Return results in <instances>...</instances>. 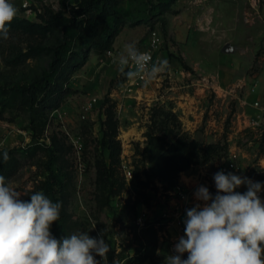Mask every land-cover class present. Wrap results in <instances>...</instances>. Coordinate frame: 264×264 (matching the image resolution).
Masks as SVG:
<instances>
[{"label": "rangeland", "instance_id": "374dc122", "mask_svg": "<svg viewBox=\"0 0 264 264\" xmlns=\"http://www.w3.org/2000/svg\"><path fill=\"white\" fill-rule=\"evenodd\" d=\"M12 2L19 12L9 39H0V82L29 84L48 70L53 47L66 35L43 16L47 10L70 16L76 0ZM165 2L122 0L114 14L85 17L88 24L103 20L114 26L108 47L87 46L88 37L84 44L78 38L82 29L72 35L75 51L87 47L76 66L62 67L58 79L52 78L60 91L50 88L42 96H56V103L44 102L36 110L0 104V150L17 149L21 162L9 184L36 191L52 150L55 168L67 182V224L57 240L79 232L96 239L102 235L110 246L107 264H130L121 252L134 234L119 221V213L140 191L146 195L129 213V224L151 220L158 228L157 254L145 264H166V257L176 254L186 210L205 203L196 199V189L203 185L213 197L217 194L215 173L260 182L264 201V1ZM153 31L161 38L158 57L167 58L171 68L145 87L129 81L113 61L128 43L135 42L139 51L148 48ZM151 133L160 139L150 144ZM192 140L225 155L180 173L171 157L151 155L175 146L192 161ZM105 144L114 149V158ZM102 162L115 178L110 202ZM236 191L244 193L247 186Z\"/></svg>", "mask_w": 264, "mask_h": 264}, {"label": "clouds", "instance_id": "9594fccd", "mask_svg": "<svg viewBox=\"0 0 264 264\" xmlns=\"http://www.w3.org/2000/svg\"><path fill=\"white\" fill-rule=\"evenodd\" d=\"M18 12L12 0H0V39H9ZM113 63L129 81L143 79L145 87L171 68L167 58L152 62L135 42L126 44ZM9 159L4 151L2 161ZM213 179L217 194L213 197L203 185L196 189V199L205 203L186 210L185 235L174 246L176 254L166 257V264H264L261 183L223 171ZM242 185L247 191H236ZM29 192L30 200L22 199ZM61 208V202H53L43 191H19L0 175V264H107L110 246L102 235L96 239L79 232L62 240L52 235L51 226L60 219Z\"/></svg>", "mask_w": 264, "mask_h": 264}, {"label": "trees", "instance_id": "16d2710c", "mask_svg": "<svg viewBox=\"0 0 264 264\" xmlns=\"http://www.w3.org/2000/svg\"><path fill=\"white\" fill-rule=\"evenodd\" d=\"M118 1L122 0H76V4L70 10V16L65 14H56L51 10H47L43 18L48 25L54 28H64L65 36L62 43L53 47L51 53V62L48 70L36 78L29 84H15L6 85L0 82V104L3 108L14 107L20 104L31 110H36L44 102L46 105H54L58 97L53 99H45L44 97L49 92L50 88L60 91L58 82L52 83V78L58 79V75L62 67L69 68L76 66L86 50L87 46L103 48L108 47V38L112 34L114 26H111L107 21L99 20L100 23H86L85 17L90 16L97 19L99 16L114 14ZM152 2V1H151ZM160 4H166L165 0H159ZM151 7L155 6L151 4ZM83 30L81 37H78L84 42V37L90 38L87 46L80 47L79 51H75L72 47L73 36L77 35L79 30ZM77 37V36H75ZM87 41L84 42L86 44ZM59 87V88H58ZM47 92V93H45ZM44 95V97H42ZM160 138L155 134H150V144ZM156 145L155 149H158ZM40 148L38 145L34 149ZM104 149H109L110 155L114 158V149L110 144H105ZM7 151L10 159L4 163L2 161V153ZM152 157L158 160L162 155L171 157L174 161V169L177 173L186 171L190 168L191 164H199L208 162L214 159H219L225 154H220L216 151L215 146H203L200 143L192 140V161L186 159L183 152L178 147L171 146L168 150L152 151ZM49 160L45 163V170L43 179L37 186L36 191H43V193L50 198L53 202H61L62 208L60 210V219L54 222L51 226L52 235L57 239L58 233L63 230L67 222L66 204H67V182L65 181L64 174L55 168L54 152L50 150ZM186 159V160H185ZM21 165L20 159L17 156V149L0 150V175L5 177L6 183H9L11 177L16 174L19 166ZM101 170L104 174L105 188L107 192V199L110 202L111 197L116 194V183L113 178V169L108 167L105 162H102ZM162 178H168L164 173L159 172ZM170 178V177H169ZM123 186H120V189ZM141 195H146L143 191L138 192L136 200H128L119 213V221L125 226L129 227L131 233L134 234L132 243L130 242L121 252L122 258L129 257L130 264H145L151 261L157 254L158 250V228L156 221L148 220L143 226H139L135 222L129 224L130 212L135 209L137 203L141 201ZM30 200V196L26 198ZM135 220V219H133ZM133 251V254L129 251Z\"/></svg>", "mask_w": 264, "mask_h": 264}, {"label": "built area", "instance_id": "2783aa9c", "mask_svg": "<svg viewBox=\"0 0 264 264\" xmlns=\"http://www.w3.org/2000/svg\"><path fill=\"white\" fill-rule=\"evenodd\" d=\"M255 1V4H258L259 0H254ZM264 1V0H263ZM160 35L158 34L157 31H153L152 34H151V42H150V46L144 50H140V52L142 53H148L151 57H152V62H155L156 59L158 58V54H157V47L159 45H161V40H160ZM127 70H129L127 68ZM136 83H142L144 82L143 79L141 78H136L135 80ZM127 176L129 178H132V172L130 170L127 171Z\"/></svg>", "mask_w": 264, "mask_h": 264}, {"label": "crops", "instance_id": "0c3cea01", "mask_svg": "<svg viewBox=\"0 0 264 264\" xmlns=\"http://www.w3.org/2000/svg\"><path fill=\"white\" fill-rule=\"evenodd\" d=\"M192 2V0H190ZM191 7H192V4H191Z\"/></svg>", "mask_w": 264, "mask_h": 264}]
</instances>
